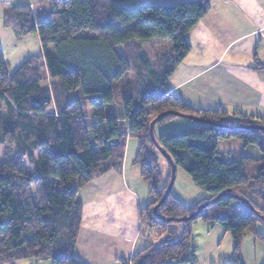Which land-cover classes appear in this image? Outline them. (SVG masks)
<instances>
[{
  "label": "trees",
  "instance_id": "trees-1",
  "mask_svg": "<svg viewBox=\"0 0 264 264\" xmlns=\"http://www.w3.org/2000/svg\"><path fill=\"white\" fill-rule=\"evenodd\" d=\"M44 1L48 10L43 16L35 17L28 5L4 10L3 26L17 38L36 34L41 51L10 71L0 48V264L24 259L85 264L73 255L82 215L78 192L121 168L128 137L138 142L134 164L152 197L139 215L163 238L122 264L190 263L192 226L199 220L230 234L232 259L227 264H244L245 235L264 239L256 232V224H264V130L250 128L264 127V116L194 110L168 88L170 75L190 51L186 35L209 12V0L135 9L120 0ZM153 38L167 40L169 48L151 59L143 47ZM126 74L137 81L140 94L123 99V120L106 118L104 107L113 101L111 83ZM73 93L88 98L89 112ZM167 111L213 122L192 120L156 138L176 168L208 197L186 206L170 192L157 214L188 217L222 192L242 199L219 197L194 218L179 222V233L172 227L178 221L158 219L153 212L168 186L170 168L164 176L159 168V158L164 157L151 140L149 125ZM176 116H163L155 125ZM230 139L257 148L260 157L217 160L218 143Z\"/></svg>",
  "mask_w": 264,
  "mask_h": 264
},
{
  "label": "crops",
  "instance_id": "crops-1",
  "mask_svg": "<svg viewBox=\"0 0 264 264\" xmlns=\"http://www.w3.org/2000/svg\"><path fill=\"white\" fill-rule=\"evenodd\" d=\"M34 1L23 0L25 4L17 5ZM209 2V12L186 35L190 51L170 75L169 91L194 110L222 109L230 116L237 112L264 116V0ZM2 5L0 48L13 71L39 53L41 46L36 34L17 38L12 29L3 26ZM181 122L160 127L159 135L188 126ZM130 146L136 152L128 161ZM137 151L127 138L121 168L97 177L78 192L82 215L73 255L85 264H122L149 244L139 211L151 202V196L134 164ZM216 151L224 161L260 157L257 148L244 147L233 139L220 141ZM179 196L180 192L175 195ZM255 264H264V253Z\"/></svg>",
  "mask_w": 264,
  "mask_h": 264
},
{
  "label": "rangeland",
  "instance_id": "rangeland-1",
  "mask_svg": "<svg viewBox=\"0 0 264 264\" xmlns=\"http://www.w3.org/2000/svg\"><path fill=\"white\" fill-rule=\"evenodd\" d=\"M177 1L178 0H120V2L129 9H135L137 7L147 4H156V3L172 4ZM2 3H3L2 5L3 17H4V10L6 8L12 5L25 4L23 3V0H0V4ZM28 6L30 7L35 17H37V15L38 16L45 15L46 14L45 12L48 10V6L46 4V1L44 0H35L34 4H30V5L28 4ZM81 33L83 35L92 34L88 31H83ZM143 48L144 51L148 54L149 58L153 59L169 48V42L167 40L153 38L150 40L149 43L145 44ZM49 49L50 51H53L52 47H50ZM45 83L50 85L49 84L50 80L48 77ZM137 84H138L137 81L134 80V78L130 74H126L120 80L111 83L113 101L105 105L104 107V114L106 118L119 119L123 117V106H122L123 99L128 97L133 98L136 97L138 94H140L141 88ZM80 95L77 93H73L72 96L79 97L78 99L81 102L82 110L84 112H89L90 106L88 105V101H87L88 98L83 94ZM176 121H182V122L184 121V123L188 124V126L193 124V121L190 119L176 116L175 118H172L171 120L163 124H156L153 128L154 137L157 138L159 136L160 127L163 128L169 126L171 127V125L176 123ZM165 132L169 133L173 131H165ZM129 139H131V141H133V143H135V145L138 147V142L136 139L134 138H129ZM134 153L132 150V146H130V148L128 149V153H126L128 157V161L132 159ZM34 154H35V161H37L38 158L37 152H34ZM126 154L124 156V159L126 157ZM220 156H222V158H224L225 160L228 159L226 155H220ZM233 158L236 159V157ZM3 160L4 159L2 154V148H0V162H2ZM25 164L28 171H33L32 169L33 165H30L28 162H25ZM159 168L164 174V176L168 174L170 167L168 166L166 160L162 157L159 158ZM184 180H187V182H185ZM178 192H180L179 200L186 206H192L193 204H195L196 202L195 200H200V198L202 197H208V194L206 192H204L203 190L198 188L195 184H193V182L190 180L188 175L181 168L175 169V180L171 190V193L174 196L178 194ZM143 218L145 225L142 228L143 235L144 237H146V235L148 234V236L150 237V241H148L147 243L157 244L160 240H162L163 236H159V229H157V227L148 224L147 222L148 220L146 219L145 216H143ZM172 227L177 229L179 233L182 225L179 222H176L172 224ZM256 232L264 237V224L257 223ZM191 247L193 248L192 249L193 261L191 260L190 263L188 264H227L232 259L231 236L228 232H225L223 228L218 225H212L210 223H206L200 220L197 221L192 226ZM262 253H264V239H260L258 237L256 238L255 235L251 233H247L244 237V241L241 248V256L243 263L255 264V262L258 261V258L260 259ZM15 264H50V261L43 260V261L34 262L33 260L24 259V260L16 261Z\"/></svg>",
  "mask_w": 264,
  "mask_h": 264
},
{
  "label": "water",
  "instance_id": "water-1",
  "mask_svg": "<svg viewBox=\"0 0 264 264\" xmlns=\"http://www.w3.org/2000/svg\"><path fill=\"white\" fill-rule=\"evenodd\" d=\"M168 114H173V115H177V116H180V117H185L187 119H190V120H193V121H197V122H203V123H213L211 121H208V120H204V119H200V118H197L195 116H191V115H184V114H179V113H176V112H173V111H167V112H163L161 114H159L157 117H155L151 122H150V125H149V133H150V137H151V140L153 142V144L158 148V150L160 151L161 155L167 159L169 161V165H170V180H169V183H168V186L163 194V197L161 198V200L153 207V212H154V215L158 218V219H161V220H165V221H172V220H175V221H178V222H183V221H186V220H189V219H192L194 218L205 206H207L209 203L211 202H215L218 200L219 197L221 196H225V195H232L233 197H235L236 199L238 200H241L242 199L237 196V195H233V194H230L229 192H222L221 194H219L217 197L211 199L210 201H206L204 202L203 204H201L197 210L190 216L188 217H184V218H165L161 215H158L157 214V207L167 198L168 194L171 192L172 190V186H173V183H174V180H175V169H176V166L174 165L173 161L171 160L170 156H168L166 154V152L164 150H162L159 145H158V142L156 141V138L154 137V134H153V128H154V125L156 123L157 120H159L160 118H162L163 116H166ZM218 125V124H217ZM250 128H253V129H257V130H264V127H261V126H252ZM216 159L217 160H222L219 156H216ZM252 208V207H250ZM260 220L264 223V217L263 216H260Z\"/></svg>",
  "mask_w": 264,
  "mask_h": 264
}]
</instances>
